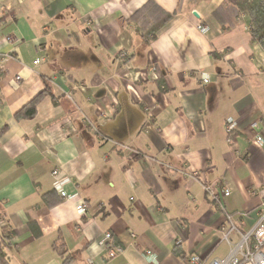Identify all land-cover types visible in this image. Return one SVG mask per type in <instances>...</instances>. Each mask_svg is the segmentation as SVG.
Returning <instances> with one entry per match:
<instances>
[{"label": "crops", "instance_id": "0c3cea01", "mask_svg": "<svg viewBox=\"0 0 264 264\" xmlns=\"http://www.w3.org/2000/svg\"><path fill=\"white\" fill-rule=\"evenodd\" d=\"M149 2L152 16L173 18L143 43L134 17ZM35 99V116L18 117ZM258 132L264 47L226 0H0V229L12 231L10 264H189L176 247L226 257L228 217L238 225L246 214L240 228L250 231L264 199ZM54 169L79 198L58 195ZM217 183L231 191L223 209L205 191ZM107 232L123 248L110 261Z\"/></svg>", "mask_w": 264, "mask_h": 264}, {"label": "built area", "instance_id": "2783aa9c", "mask_svg": "<svg viewBox=\"0 0 264 264\" xmlns=\"http://www.w3.org/2000/svg\"><path fill=\"white\" fill-rule=\"evenodd\" d=\"M119 57L121 60H124L126 59L127 54L122 51ZM40 63L41 59H37L34 62V65H38ZM202 81L204 84H208L209 78L204 77ZM86 123L88 126L96 129L89 121H86ZM237 127L238 124L233 118H229L226 121L225 129L228 136L227 141L230 144H234L232 136H234L235 132L237 131ZM254 143L258 147L264 146V135L261 132H258V134H256ZM52 177L54 179V190L63 200H74L79 198V195L77 193H69L66 190L65 181L61 176L60 169H54L52 172ZM205 191L210 199L216 204V206L219 207V209H223L222 198L227 197L231 194L228 186L221 185L219 183L214 185H206ZM89 209L90 205L85 200L80 199L78 205L76 206L77 212L82 216H86ZM246 216V214L242 215V218L240 219L238 225L233 223L231 216L228 217V220L231 223V228L226 234L225 238L226 241L230 244V251L226 257L205 261L198 255H191L188 258L189 264H264V199L258 209V219L256 224L250 231L243 233L241 232L240 227L245 226ZM234 232L240 234V240L236 243H232L230 240V235ZM101 245L103 255H105L108 261L114 260L123 254V248L116 245L115 240L110 232L105 233ZM146 256L151 260L155 258L154 254L150 251H147ZM88 263L94 264V262L91 260H89Z\"/></svg>", "mask_w": 264, "mask_h": 264}, {"label": "trees", "instance_id": "16d2710c", "mask_svg": "<svg viewBox=\"0 0 264 264\" xmlns=\"http://www.w3.org/2000/svg\"><path fill=\"white\" fill-rule=\"evenodd\" d=\"M228 3L237 8V10L245 14L250 19L251 24V36L252 42L264 47V0H226ZM156 6L149 2L145 5L134 17V19L140 20L138 26V32L141 35L143 43H148L156 38V33L164 25L167 24L173 16L159 10L157 16H152L151 11H155ZM45 92H50V86L47 85ZM38 100H33L24 110H22L18 117L32 118L36 114V106ZM0 215V220H1ZM12 237V231L7 230L6 226L0 229V264H10L6 253V247L9 245V241ZM175 253L183 260L188 258L180 254L177 247L174 249ZM188 261V260H187ZM71 257L64 259L63 264H69Z\"/></svg>", "mask_w": 264, "mask_h": 264}]
</instances>
